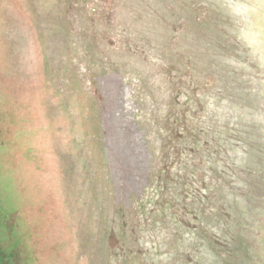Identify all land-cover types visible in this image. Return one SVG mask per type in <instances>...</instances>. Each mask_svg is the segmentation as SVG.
<instances>
[{
  "label": "rangeland",
  "instance_id": "rangeland-1",
  "mask_svg": "<svg viewBox=\"0 0 264 264\" xmlns=\"http://www.w3.org/2000/svg\"><path fill=\"white\" fill-rule=\"evenodd\" d=\"M0 264H264V0H0Z\"/></svg>",
  "mask_w": 264,
  "mask_h": 264
}]
</instances>
